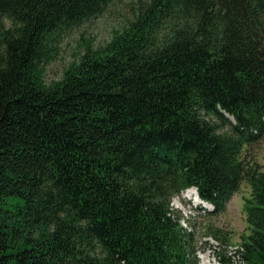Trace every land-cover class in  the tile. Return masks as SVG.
Wrapping results in <instances>:
<instances>
[{"label":"trees","instance_id":"trees-1","mask_svg":"<svg viewBox=\"0 0 264 264\" xmlns=\"http://www.w3.org/2000/svg\"><path fill=\"white\" fill-rule=\"evenodd\" d=\"M113 1L0 0V264H199L172 198L214 216L242 183L248 234L220 261L264 264V0H129L47 83L59 38Z\"/></svg>","mask_w":264,"mask_h":264},{"label":"rangeland","instance_id":"rangeland-1","mask_svg":"<svg viewBox=\"0 0 264 264\" xmlns=\"http://www.w3.org/2000/svg\"><path fill=\"white\" fill-rule=\"evenodd\" d=\"M129 2L114 0L99 16L63 34L56 42L53 60L51 59L45 66V81L49 83L61 79L68 67L84 52L87 43L96 48L109 41L113 31L119 29L129 16ZM248 155L255 158L264 171V138L249 146ZM184 193L186 190L175 195L171 205L181 214L183 225L195 233L199 264H222L220 257L232 253L239 245L241 236L248 234L243 211V197L248 195L247 185L242 183L238 191L232 195L225 210L214 216L208 215L207 210L201 208L204 206L196 202L193 192L191 197H185ZM207 226L210 230H220L223 236L229 238L231 245L226 246L212 234L206 233ZM234 264H241L239 258L236 257Z\"/></svg>","mask_w":264,"mask_h":264},{"label":"bare ground","instance_id":"bare-ground-1","mask_svg":"<svg viewBox=\"0 0 264 264\" xmlns=\"http://www.w3.org/2000/svg\"><path fill=\"white\" fill-rule=\"evenodd\" d=\"M191 188H189L188 190H186V193H184L183 195L185 196V197H191V192H193V194L195 195V199H196V202L197 203H201V204H203V205H205V206H207V207H209V205L208 204H206L205 202H203L199 197H198V195H197V192H196V190L193 188V189H191Z\"/></svg>","mask_w":264,"mask_h":264},{"label":"water","instance_id":"water-1","mask_svg":"<svg viewBox=\"0 0 264 264\" xmlns=\"http://www.w3.org/2000/svg\"><path fill=\"white\" fill-rule=\"evenodd\" d=\"M194 188V187H193ZM195 189V188H194ZM198 195V194H197ZM207 204V203H206ZM209 205V204H208ZM203 206H205V205H203ZM205 207H207V206H205ZM211 206L209 205V207H207V208H210Z\"/></svg>","mask_w":264,"mask_h":264}]
</instances>
